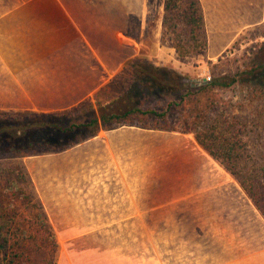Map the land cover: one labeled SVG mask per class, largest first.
Instances as JSON below:
<instances>
[{
	"label": "rangeland",
	"instance_id": "rangeland-1",
	"mask_svg": "<svg viewBox=\"0 0 264 264\" xmlns=\"http://www.w3.org/2000/svg\"><path fill=\"white\" fill-rule=\"evenodd\" d=\"M164 4L165 0H0V21L7 18L10 22H18L31 17L41 22L98 24L103 29L106 45L115 44L119 38L126 46V42L131 43L128 47H135V57L123 63L121 71L111 81L116 96L123 95L135 83L132 66L143 61L151 62L156 68L177 71L192 87L202 85L209 76L212 79L228 76L229 80H241L218 92L228 108L225 115L229 119L237 118L247 123L249 129L246 134L249 137L246 140L258 144L256 154L264 156V76L263 81L259 82L261 85L253 77L250 78L261 92L257 99H251L245 83L250 70L264 63V26L243 32L219 58L212 59L207 50L203 55L180 59L172 47L161 42ZM13 7L15 10H11ZM6 9H9L8 14ZM226 33L231 31L221 32L222 43L229 41ZM156 101L154 99L152 103ZM183 111V108L173 109L172 126H177ZM131 127H122V130L145 135L146 139L117 142L115 150L109 141V136L117 132L114 129L101 132V139L96 141L99 143L93 148L84 145L61 154H44L17 161L25 175L26 191L41 206L48 226L56 235L59 243L57 264H81L85 254L95 255L102 248L117 250L123 246L130 256L138 243L151 241L135 240L132 237V224H126L123 232L122 224L90 221L96 218L94 205L103 187L127 188L130 192L148 189V216H153L152 220H157L163 214L173 217H183L185 214L199 216L194 221L179 223L148 222L154 238L159 236L156 233L162 226L165 237H175L169 231L205 232V229L209 233L214 230L206 234V239L221 237L224 222L214 220L205 223L203 216H218L220 220L233 217V230L241 226L242 233L249 230L264 232V219L259 218L261 213L240 184L220 162L197 145L192 133L157 130L142 133ZM130 137L128 135L127 139ZM117 147H123V150ZM0 164L9 166L7 161ZM80 204L84 212L90 210L81 216L85 222L75 218V206ZM18 205H21L20 201ZM75 227L78 232L85 231L87 227L111 228V235L120 234V237L70 238V230ZM103 230L100 229L99 234ZM121 234L126 236L121 237ZM156 241L152 239L153 246L148 249V264H160L161 256L156 253L161 251L152 250L156 247Z\"/></svg>",
	"mask_w": 264,
	"mask_h": 264
},
{
	"label": "trees",
	"instance_id": "trees-1",
	"mask_svg": "<svg viewBox=\"0 0 264 264\" xmlns=\"http://www.w3.org/2000/svg\"><path fill=\"white\" fill-rule=\"evenodd\" d=\"M161 42L172 47L180 59L207 52L200 0H165ZM132 70L135 83L121 96H116L109 83L99 90L94 103L70 111H0V162L9 165L0 164V264H57L56 235L41 206L26 191L25 175L17 161L62 153L103 130L123 126L192 133L197 144L224 166L264 217V156L256 154L258 144L246 140L247 123L225 115L228 108L218 92L241 80L216 76L192 87L177 71L156 68L148 61L135 63ZM262 76L264 63L248 73L245 83L251 99L261 94L253 80L261 85ZM154 99L157 101L152 103ZM175 108L184 109L176 127L171 123Z\"/></svg>",
	"mask_w": 264,
	"mask_h": 264
},
{
	"label": "crops",
	"instance_id": "crops-1",
	"mask_svg": "<svg viewBox=\"0 0 264 264\" xmlns=\"http://www.w3.org/2000/svg\"><path fill=\"white\" fill-rule=\"evenodd\" d=\"M200 3L205 17L208 53L212 59L222 56L243 32L264 26V0H200ZM11 10H15V7ZM5 11L8 14L9 9ZM223 31H231L225 34L229 40L227 43L220 40ZM122 42L119 38L115 44L106 45L103 29L98 24L41 22L34 21L31 17L18 22L2 19L0 111L57 113L94 103L99 90L111 83L121 71L122 64L136 55L135 47H128L132 45L131 43L126 42L128 45L126 46ZM131 128L142 133L155 132L135 126ZM116 130V134L109 136L115 150L117 142L146 139L145 135H138L131 130L123 132L122 127ZM128 135L132 138L127 139ZM99 139L101 136L98 135L71 149L84 145H91L93 148L99 143L96 142ZM117 148L123 150V147ZM101 189L103 192L94 205L97 210L96 218L90 221L99 224H122L120 227L123 232L126 224H132V237L135 240L151 241L138 243L134 248V254L130 256L123 246L117 250L98 249L95 255L85 254L81 264H148V249L153 246L152 239L157 240L156 247L152 250L161 251L155 252L161 256L160 264H264V232L249 230L242 233L241 226L233 230L234 227L231 225L233 217H224L220 220L218 216H203L205 223L214 220L224 222V231L220 232L222 236L219 238L206 239V234L214 231L211 230L209 233L207 229L205 232L169 231L168 233L175 237H165L163 226L156 233L159 236L154 238L153 231H149L148 222L179 223L194 221L199 216L185 214L183 217L179 215L173 217L163 214L157 220H152L153 216H148V189L139 192L136 190L130 192L127 188ZM82 206V204L75 206V218L85 222L81 216L88 214L90 210L84 212ZM259 218L262 221L264 219L262 215ZM212 227L213 225L210 226ZM102 228L104 230L99 234ZM102 228L87 227L83 228L85 230L83 232H78L76 227L71 228L69 237L85 239L120 237V234L111 235V228ZM246 228L248 229V226ZM125 236L121 234V237Z\"/></svg>",
	"mask_w": 264,
	"mask_h": 264
},
{
	"label": "built area",
	"instance_id": "built-area-1",
	"mask_svg": "<svg viewBox=\"0 0 264 264\" xmlns=\"http://www.w3.org/2000/svg\"><path fill=\"white\" fill-rule=\"evenodd\" d=\"M211 80H212V78L209 76V77L205 78V79L203 80V82L206 81V82L208 83V82H210Z\"/></svg>",
	"mask_w": 264,
	"mask_h": 264
},
{
	"label": "water",
	"instance_id": "water-1",
	"mask_svg": "<svg viewBox=\"0 0 264 264\" xmlns=\"http://www.w3.org/2000/svg\"><path fill=\"white\" fill-rule=\"evenodd\" d=\"M203 83H204V84H206L207 82H206V81H204Z\"/></svg>",
	"mask_w": 264,
	"mask_h": 264
}]
</instances>
